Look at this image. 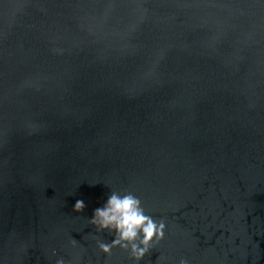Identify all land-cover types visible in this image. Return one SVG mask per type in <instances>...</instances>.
<instances>
[{
    "label": "water",
    "instance_id": "95a60500",
    "mask_svg": "<svg viewBox=\"0 0 264 264\" xmlns=\"http://www.w3.org/2000/svg\"><path fill=\"white\" fill-rule=\"evenodd\" d=\"M112 192L139 264H264V0H0V264H137Z\"/></svg>",
    "mask_w": 264,
    "mask_h": 264
},
{
    "label": "clouds",
    "instance_id": "9594fccd",
    "mask_svg": "<svg viewBox=\"0 0 264 264\" xmlns=\"http://www.w3.org/2000/svg\"><path fill=\"white\" fill-rule=\"evenodd\" d=\"M85 208L84 202L78 200L74 211L79 213ZM90 224L98 232L114 233L115 238L111 243H98V248L105 256H111L112 250L120 248L129 252L130 256L139 262L149 253L154 244L164 239L165 222L154 219L146 214L141 200L131 192L120 194L112 192L107 202L95 210ZM73 247L76 241H72ZM56 253L53 252V255ZM57 264H65L61 258ZM180 264H188L184 259Z\"/></svg>",
    "mask_w": 264,
    "mask_h": 264
}]
</instances>
